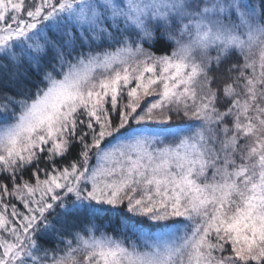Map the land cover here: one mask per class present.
Instances as JSON below:
<instances>
[{"label":"snow or ice","instance_id":"snow-or-ice-1","mask_svg":"<svg viewBox=\"0 0 264 264\" xmlns=\"http://www.w3.org/2000/svg\"><path fill=\"white\" fill-rule=\"evenodd\" d=\"M0 264H264V0H0Z\"/></svg>","mask_w":264,"mask_h":264},{"label":"trees","instance_id":"trees-1","mask_svg":"<svg viewBox=\"0 0 264 264\" xmlns=\"http://www.w3.org/2000/svg\"><path fill=\"white\" fill-rule=\"evenodd\" d=\"M174 123H175V124H179V123H181V121H174Z\"/></svg>","mask_w":264,"mask_h":264}]
</instances>
